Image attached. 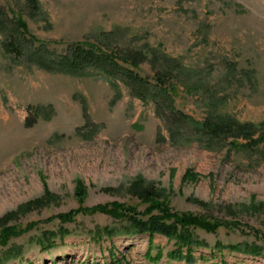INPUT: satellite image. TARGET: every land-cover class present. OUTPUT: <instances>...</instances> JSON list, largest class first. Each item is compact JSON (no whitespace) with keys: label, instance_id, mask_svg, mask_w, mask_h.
Here are the masks:
<instances>
[{"label":"rangeland","instance_id":"1","mask_svg":"<svg viewBox=\"0 0 264 264\" xmlns=\"http://www.w3.org/2000/svg\"><path fill=\"white\" fill-rule=\"evenodd\" d=\"M0 11L26 24L25 52L32 37L33 46L56 55L71 43L139 54L144 61L136 69L121 65L152 82L165 75L166 86L176 88V111L199 122L229 118L253 126L255 138L264 135V0H35L33 7L0 0ZM10 33L18 34L13 23L0 26V221L50 199L9 223L25 231L0 245V264H109L116 253L121 264H185L166 258L174 241L162 236L152 238V256L157 247L163 254L156 263L144 257L147 236L97 241L96 229L127 226L104 214L51 220L111 203L143 217L146 205L129 193L138 184L160 194L173 213L224 224L215 233L193 232L207 245L193 249V264H264L262 145L248 147L242 137L209 142L122 84L117 97L95 71L39 69L23 50L5 49ZM31 107L43 110L30 114ZM47 238L54 247L39 244ZM234 245L256 246L262 255L229 252Z\"/></svg>","mask_w":264,"mask_h":264},{"label":"trees","instance_id":"2","mask_svg":"<svg viewBox=\"0 0 264 264\" xmlns=\"http://www.w3.org/2000/svg\"><path fill=\"white\" fill-rule=\"evenodd\" d=\"M30 5L35 4V0H27ZM0 26L5 27L7 22L13 23L15 31L18 34L12 35L10 33V40L4 44L5 49L11 48L14 52L20 53L23 50L24 37L28 35V29L24 21L19 19H9L6 14H2L0 11ZM13 20V21H12ZM29 40L30 50L25 52L27 58L39 69L47 72H55L62 74H82L86 71H95L103 76L110 85L115 88L120 95L119 84L124 85L129 93L136 99L142 102H151L157 108L158 111H162L172 117V121L179 123L185 127L197 130L207 141H222L228 137H242L246 140V145L264 147V135L260 134L257 138L255 135L257 132L251 125H241L234 120L225 117L210 116L204 120V122L196 121L195 119L176 111L173 109V98L175 96V90L173 86H166L165 75L157 74L155 82H152L146 77L140 76L135 71L124 68L121 64L130 66L136 69L144 58L135 54V56H118L114 53L107 52L88 43H71L67 45L64 54L56 55L48 53L44 44L40 43L39 46H33L36 41L32 37ZM33 44V45H32ZM32 46V47H31ZM42 107L29 108L30 114L35 112L36 115L42 111ZM36 121L29 119L26 125L31 126ZM173 135V133H171ZM239 145V144H238ZM77 197L81 200L83 193L78 187ZM129 193L133 198L140 201L141 204L146 205L144 210L143 219L138 213L136 208L128 207L124 204L111 203L108 205H97L92 208H80L76 211L69 212L67 214L58 215L53 219H58L60 223H71L75 216L79 213L93 214L100 213L107 215L115 220H120L127 224L126 227L121 230L115 229H96L93 237L97 241L105 237L107 240L113 238H133L136 236H147L148 245L147 251L144 257L149 262H159L162 257V250L156 248V254L152 256L151 251L155 248L152 243V238L156 235L162 236L168 240L174 241V250L169 251L166 254V258L172 261H184L185 264H193L195 259L193 258V249L205 248L207 245L198 241L193 232L195 230H202L207 233H215L216 230L224 226L223 223L217 220H210L204 217H195L190 214H176L171 212L168 203L162 198L160 194L151 188L142 187V185H133L129 189ZM50 199L49 195H45L44 198L39 199L33 203H29L26 207L18 210L11 215L0 221V245L2 247L7 246L10 239L20 236L25 230H18L14 226H10L9 223L15 220L20 214H27L34 209L42 206V203ZM140 217V218H139ZM142 217V218H141ZM34 227V224L27 226L26 230H30ZM61 237L66 231H60ZM52 236L54 234L48 233L44 236ZM43 248L54 247V243L51 238H47L45 242H39ZM221 246L218 244L217 246ZM229 252H237L239 254L249 256L262 255L261 248L248 245H234L228 246ZM185 250V252H183ZM10 256L6 260H16L20 253H9ZM264 256V255H263ZM109 264H121L124 262V257L120 254L111 255Z\"/></svg>","mask_w":264,"mask_h":264}]
</instances>
